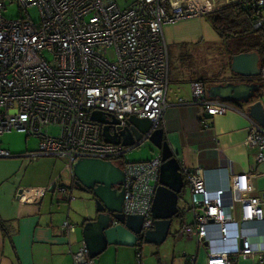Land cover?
<instances>
[{
	"label": "built area",
	"instance_id": "obj_1",
	"mask_svg": "<svg viewBox=\"0 0 264 264\" xmlns=\"http://www.w3.org/2000/svg\"><path fill=\"white\" fill-rule=\"evenodd\" d=\"M0 0V135L12 130L39 139L38 149L26 155L68 158L67 168L81 157L114 161L126 174V215L144 217L140 236L152 228V206L160 180L162 153L148 159L122 158L128 149L105 140L104 123L93 120L101 111L120 120L111 132L123 128L130 116L162 124L170 86V53L164 25L187 18H202L224 6L214 0ZM255 12V26H264V0H236ZM17 3L19 18L4 11ZM38 7L40 19L26 13ZM26 13V14H25ZM264 80V64L259 75ZM190 97L178 105L198 104L207 114L227 113L235 107L219 97H209L203 80L191 83ZM247 143L259 149L264 160V128L252 117ZM57 129V132L51 129ZM154 128H152L153 130ZM151 130V131H152ZM145 141L144 143H146ZM18 156L0 142V158ZM192 190L193 220L181 231L204 249V264H234L240 254L256 253L244 230L247 223L264 220V192L249 194L248 173L234 172L228 189L210 191L201 167H184ZM36 200L52 190L58 202H71L66 184L35 187ZM227 192L231 201L226 202ZM24 193V191L22 192ZM20 194L23 199L24 194ZM239 204V216L235 207ZM63 230L70 235L76 225L69 219ZM141 241V239H140ZM76 264H95L83 242L74 253ZM132 264H145L142 253ZM186 264H201L198 254Z\"/></svg>",
	"mask_w": 264,
	"mask_h": 264
},
{
	"label": "crops",
	"instance_id": "obj_2",
	"mask_svg": "<svg viewBox=\"0 0 264 264\" xmlns=\"http://www.w3.org/2000/svg\"><path fill=\"white\" fill-rule=\"evenodd\" d=\"M214 1L225 6L236 0ZM197 19L199 18L193 17L165 24L167 43L172 41L185 45L201 39L204 27L202 21ZM256 52L260 55L261 68L264 60L261 53L257 50ZM171 72L170 69L167 96L169 106L160 127L164 128L166 138L183 167L185 192L179 201L180 207L188 201L191 208L193 202L188 174L184 167L191 170L201 167L210 191L228 189L231 174L244 171L249 175V194L260 195L264 192V160L259 161V149L250 147L247 143L251 121L247 116L246 106L225 100L231 103L235 110L209 115L198 104L178 105L179 99L190 97L192 81L202 79L191 76L173 77ZM232 77L230 69L210 85L222 83ZM209 86L207 85V88ZM150 148L159 150L153 145H150ZM29 151L33 150L29 148L25 153ZM19 157L25 159H16ZM14 158H1L0 162V264H76L74 253L79 251L83 244V237L77 227L80 218L73 217L71 209L67 210L62 205L69 202H58L54 193L47 191L42 199L35 198V187L59 183L62 175L57 168V161L42 159L35 163L37 159L31 161L26 155ZM143 159L148 158L140 160ZM58 173L59 177L53 181ZM26 175L28 177L25 181ZM21 193L24 194L23 199L20 198ZM230 201L231 195L227 192L226 202ZM239 209L237 204V216L240 214ZM67 219L76 225V230L70 235L63 230V223ZM244 230L252 238L256 253L240 254L234 264H264V220L247 223ZM122 247H117L118 257ZM202 250L204 249L198 248L199 257ZM205 259L206 253L203 264ZM104 262L106 260L102 254L95 259V264Z\"/></svg>",
	"mask_w": 264,
	"mask_h": 264
},
{
	"label": "water",
	"instance_id": "obj_3",
	"mask_svg": "<svg viewBox=\"0 0 264 264\" xmlns=\"http://www.w3.org/2000/svg\"><path fill=\"white\" fill-rule=\"evenodd\" d=\"M231 73L232 78L207 88L209 97L244 104L247 114L264 128V81L259 77L260 55L256 51L234 55ZM237 76L240 78H234ZM91 117L104 123L103 134L107 142L122 143L129 151L147 141L161 151L163 164L152 206L155 221L152 228L140 236L144 217L123 212L126 183L123 168L102 158L81 157L76 160L73 170H70L73 188L85 193L96 210L94 216L87 217L82 223L83 242L90 257H99L109 245L135 246L140 239L159 245L164 243L174 219L182 214L179 201L185 192L183 167L166 138L164 128L157 127L149 118L132 115L123 128L112 133L111 128L120 123L119 119L110 118L101 111H94Z\"/></svg>",
	"mask_w": 264,
	"mask_h": 264
},
{
	"label": "rangeland",
	"instance_id": "obj_4",
	"mask_svg": "<svg viewBox=\"0 0 264 264\" xmlns=\"http://www.w3.org/2000/svg\"><path fill=\"white\" fill-rule=\"evenodd\" d=\"M121 5L124 4L123 0H119ZM28 12V13H27ZM26 13L34 21L40 19L38 7L30 6ZM25 13V14H26ZM4 14L8 18H19L24 14L17 3L9 4ZM213 14H208L197 20L202 21L204 27V35L197 42L180 44L168 42L170 61H171V76H180L181 78L188 76L201 78L210 85L218 78L231 69L230 56L227 50L226 41L218 34L212 24ZM176 73V74H174ZM172 87V86H171ZM57 132V129H51ZM39 139L36 137L27 136L26 132L12 130L0 135V142L4 148L10 149L14 154L21 155L29 148L32 150L38 149ZM151 143L146 142L137 148H133L126 152L122 158L131 160H140L141 158H151L155 154V150H151ZM11 159H15L14 157ZM16 159H25L19 157ZM48 159L57 161V168L60 170L62 177L59 183L66 184L73 188L72 173L67 168L68 158L56 155H40L38 160ZM0 158V162H1ZM29 163V162H27ZM31 163V162H30ZM26 177L24 180L26 181ZM59 177V173L55 175L53 181ZM48 193L53 192L48 190ZM73 199L71 205L69 203H62L68 210L71 209V214L74 217L80 218L77 221L78 232L83 237L82 223L87 217H92L96 214L95 206L89 201L88 196L82 191L73 188ZM55 205H58L55 203ZM182 214L176 217L170 234L166 241L162 244L149 243L141 240L135 246H121L122 250L117 252L115 245H109L108 248L102 253L106 262L104 264H131L137 258V253H142L145 264H185L188 256L198 252L197 240L195 238L189 239L182 231L181 226L183 222L190 223L193 220V213L190 209V203L187 201L181 204ZM75 220V219H73ZM205 251L202 250L199 257V262L203 264ZM96 257L95 259H97ZM131 260V261H130Z\"/></svg>",
	"mask_w": 264,
	"mask_h": 264
},
{
	"label": "trees",
	"instance_id": "obj_5",
	"mask_svg": "<svg viewBox=\"0 0 264 264\" xmlns=\"http://www.w3.org/2000/svg\"><path fill=\"white\" fill-rule=\"evenodd\" d=\"M255 21V12L243 9L236 1L228 3L212 16L215 30L228 45L230 64L234 55L256 50L264 60V26L257 28Z\"/></svg>",
	"mask_w": 264,
	"mask_h": 264
},
{
	"label": "flooded vegetation",
	"instance_id": "obj_6",
	"mask_svg": "<svg viewBox=\"0 0 264 264\" xmlns=\"http://www.w3.org/2000/svg\"><path fill=\"white\" fill-rule=\"evenodd\" d=\"M72 190H73V188H72ZM175 220V219H174Z\"/></svg>",
	"mask_w": 264,
	"mask_h": 264
}]
</instances>
